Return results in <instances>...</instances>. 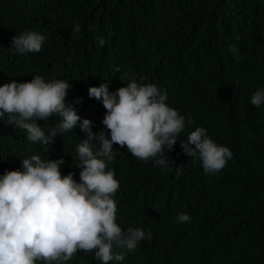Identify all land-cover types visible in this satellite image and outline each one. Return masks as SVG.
I'll return each instance as SVG.
<instances>
[{"label":"trees","instance_id":"1","mask_svg":"<svg viewBox=\"0 0 264 264\" xmlns=\"http://www.w3.org/2000/svg\"><path fill=\"white\" fill-rule=\"evenodd\" d=\"M26 31L45 37L41 50L11 52L12 37ZM37 75L70 84L65 103L81 120L45 146L0 118V177L38 155L63 159L61 175L71 172L79 183L76 147L86 138L79 124L87 119L93 133L109 135L101 123L106 110L88 88L154 84L185 128L173 150L165 149L171 171L113 145L117 155L106 170L119 182L116 223L152 238L110 264H264V105L250 103L264 90V0H0V86ZM59 119L35 122L47 135ZM196 127L233 153L215 175L180 147ZM180 213L191 221L178 223ZM65 264L102 262L78 251Z\"/></svg>","mask_w":264,"mask_h":264},{"label":"clouds","instance_id":"2","mask_svg":"<svg viewBox=\"0 0 264 264\" xmlns=\"http://www.w3.org/2000/svg\"><path fill=\"white\" fill-rule=\"evenodd\" d=\"M73 30L79 32L80 25ZM44 40L35 31L22 32L12 37L9 50L20 55L37 53ZM98 43L103 46L104 38H98ZM229 51L236 49L230 46ZM69 88L65 80L45 82L39 75L30 82L13 80L0 86V118L7 117L8 125L25 131L29 142L50 145L58 133L71 131L81 120L65 103ZM87 91L106 110L101 123L109 135L103 130L93 133L87 119L79 124L86 137L76 147L79 183L71 172L61 175L63 159L44 161L38 155L21 161L23 171H7L0 177V264H65L78 251L94 252L95 259L110 264L123 261L126 252H135L142 240L152 238L151 232L146 234L142 228L125 231L116 223L113 196L119 182L115 171L106 169L117 155L115 144L126 147L135 158L154 159V166L171 171L165 149L173 150L185 128V117L166 104L167 93L162 94L154 84L130 82L109 92L102 83ZM250 103L257 108L264 105V90H256ZM53 115L60 118L59 123L48 127L46 135L35 121ZM180 147L193 164L201 162L206 175L217 174L233 157L232 151L214 143L203 127L191 131ZM182 169L175 167L177 177L183 174ZM176 221L190 222L191 217L180 213Z\"/></svg>","mask_w":264,"mask_h":264}]
</instances>
